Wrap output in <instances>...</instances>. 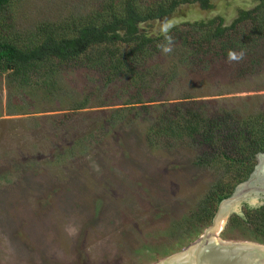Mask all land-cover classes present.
<instances>
[{
  "label": "rangeland",
  "instance_id": "obj_1",
  "mask_svg": "<svg viewBox=\"0 0 264 264\" xmlns=\"http://www.w3.org/2000/svg\"><path fill=\"white\" fill-rule=\"evenodd\" d=\"M93 2L17 0L18 26L29 28L69 11L85 12ZM211 3L207 9L184 5L154 24L155 29H164L169 21L220 14L231 21L257 0ZM164 57V65L170 67ZM233 63L204 70L200 78L204 81L193 82L196 93L211 94L203 98L264 93L249 89L264 82V71L259 83L253 78L240 83ZM101 87L91 70H67L57 78L54 97L44 100L10 91L5 74L0 75V264H151L192 242L181 237L186 230L181 222L214 179L212 169L193 163L195 149L150 150L133 132L135 124L88 149L71 147L75 132L88 131L108 116L107 111L123 106L120 91ZM181 88H185L182 82L172 91ZM219 91L225 94L218 95ZM89 94L94 98L87 108L65 125H54L49 117H59L69 110L71 100ZM15 95L30 106L16 112L9 105ZM234 211L219 227V236L255 241L230 225ZM176 243L183 248L175 249Z\"/></svg>",
  "mask_w": 264,
  "mask_h": 264
},
{
  "label": "trees",
  "instance_id": "obj_2",
  "mask_svg": "<svg viewBox=\"0 0 264 264\" xmlns=\"http://www.w3.org/2000/svg\"><path fill=\"white\" fill-rule=\"evenodd\" d=\"M212 1L94 0L88 11H69L59 19L38 20L23 28L18 26L17 0H0V75L5 74L10 91L50 100L60 74L88 69L102 82V89L113 86L125 97L122 107L107 111L108 116L94 127L75 132L71 147L88 149L135 124L133 132L150 150L193 148V163L212 169L214 179L208 191L181 222L186 226L181 237L188 242L212 223L221 200L251 176L258 153L264 152V93L203 98L211 94L196 93L194 84L204 81L200 79L204 70L228 61L230 50L246 53L233 63L235 79L261 81L264 0L239 10L231 21L220 14L166 21L164 29H155L184 5L207 9ZM163 54L170 67L164 65ZM180 82L185 88L172 91ZM249 89L264 90V82ZM91 98L90 94L74 98L67 112L49 118L61 127L87 108ZM9 101L16 112L30 106L16 95ZM245 213L246 218L233 215L230 225L264 243V204Z\"/></svg>",
  "mask_w": 264,
  "mask_h": 264
},
{
  "label": "water",
  "instance_id": "obj_3",
  "mask_svg": "<svg viewBox=\"0 0 264 264\" xmlns=\"http://www.w3.org/2000/svg\"><path fill=\"white\" fill-rule=\"evenodd\" d=\"M257 159L259 162L252 176L240 183L230 196L221 200L212 223L198 238L182 250L151 264H264V243L252 240H225L219 236L221 229L218 228L220 216H225L226 224L227 217L233 210L237 209V212H234L242 214L241 205L243 202H249V195L258 196L256 203L249 202L250 205H256L260 198L264 197V184L257 185L254 177L261 168L264 172V152L258 153ZM237 201V208L231 210L230 206Z\"/></svg>",
  "mask_w": 264,
  "mask_h": 264
},
{
  "label": "bare ground",
  "instance_id": "obj_4",
  "mask_svg": "<svg viewBox=\"0 0 264 264\" xmlns=\"http://www.w3.org/2000/svg\"><path fill=\"white\" fill-rule=\"evenodd\" d=\"M262 160H263V159H262ZM258 179H259V181L264 182V173H263V171H262V168H261V170L258 172ZM248 199H249V202H250V203L254 204V203H256V201H257V199H258V196H257V195H249V196H248ZM238 203H239V201H237L233 206L231 205V206H230V209H231V210L236 209ZM228 208H229V206H228ZM226 209H227V208H226ZM225 221H226L225 216H220L219 227H223V225L225 224ZM219 227H218V228H219Z\"/></svg>",
  "mask_w": 264,
  "mask_h": 264
},
{
  "label": "flooded vegetation",
  "instance_id": "obj_5",
  "mask_svg": "<svg viewBox=\"0 0 264 264\" xmlns=\"http://www.w3.org/2000/svg\"><path fill=\"white\" fill-rule=\"evenodd\" d=\"M259 162V159H257V163ZM264 173V172H263ZM251 176H252V174H251ZM250 176V177H251ZM249 177V178H250ZM255 180H256V184L257 185H259V184H261V183H263L264 184V182H262V181H259V179H258V174H256L255 176ZM264 204V197H262V198H260V200H259V202L257 203V205L258 206H260V205H263ZM257 206V207H258ZM251 207H256L255 205H250V203L249 202H243V204L241 205V211H242V214H238V213H236L237 215H239V216H241V217H243V218H246V213H245V210L247 209V208H251ZM238 230H240V229H238Z\"/></svg>",
  "mask_w": 264,
  "mask_h": 264
},
{
  "label": "clouds",
  "instance_id": "obj_6",
  "mask_svg": "<svg viewBox=\"0 0 264 264\" xmlns=\"http://www.w3.org/2000/svg\"><path fill=\"white\" fill-rule=\"evenodd\" d=\"M166 51H168L169 49H165ZM246 56V53L244 51H241L239 53L235 52V51H229L228 53V62H239L241 60H243Z\"/></svg>",
  "mask_w": 264,
  "mask_h": 264
}]
</instances>
